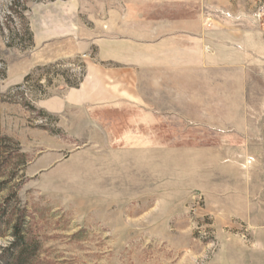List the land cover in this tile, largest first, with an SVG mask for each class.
I'll return each mask as SVG.
<instances>
[{"label":"rangeland","instance_id":"obj_1","mask_svg":"<svg viewBox=\"0 0 264 264\" xmlns=\"http://www.w3.org/2000/svg\"><path fill=\"white\" fill-rule=\"evenodd\" d=\"M70 1L0 0V260L11 263L1 256L20 224L36 247L27 264H262L264 79L238 77L222 46L189 63L197 54L172 38L173 52L141 47L120 101L48 113L39 101L79 89L90 68L132 66L93 47L10 86L11 66L32 52V7ZM183 1L170 0L177 25ZM75 2L78 20L98 23L103 0ZM261 5L203 0L206 39L252 24L264 41ZM206 8L230 19L209 29Z\"/></svg>","mask_w":264,"mask_h":264},{"label":"crops","instance_id":"obj_2","mask_svg":"<svg viewBox=\"0 0 264 264\" xmlns=\"http://www.w3.org/2000/svg\"><path fill=\"white\" fill-rule=\"evenodd\" d=\"M182 3L184 13L179 17L178 25L176 20L171 21L170 0H103L100 20L94 26L78 20L80 7L75 0L36 5L30 12L29 36L24 43V48L32 52L11 66L9 84H20L37 68L89 55L96 47L100 61L132 62V66L126 69L90 68L79 89H68L61 95L41 100L40 108L57 114L68 107L91 104L107 97L120 101L125 85L132 78L131 73L140 62L141 47L155 53L160 45L171 42L170 52H173L172 38L181 37L186 42L185 53L197 54L194 59L190 58L193 61L189 59V63L205 62L206 45L210 49L222 46L225 62L235 64L238 77L264 79V67L254 66L258 62L264 66V41L257 40L252 24L239 26L232 30V35L228 31L217 32L220 42L211 43L202 26L203 0H184ZM161 8H166L167 13L157 14ZM259 254L261 256L256 259L264 264V246Z\"/></svg>","mask_w":264,"mask_h":264},{"label":"trees","instance_id":"obj_3","mask_svg":"<svg viewBox=\"0 0 264 264\" xmlns=\"http://www.w3.org/2000/svg\"><path fill=\"white\" fill-rule=\"evenodd\" d=\"M29 77L30 76H27V78ZM79 85L80 84H76V87H79ZM23 228V225L20 224L14 226V242L10 248L4 251V255L1 256L3 259H5V256H9L10 260H12L10 263L8 259H5L4 261H7L6 264H27L36 255V247L34 246V243L28 239ZM0 264L5 263L0 260Z\"/></svg>","mask_w":264,"mask_h":264},{"label":"built area","instance_id":"obj_4","mask_svg":"<svg viewBox=\"0 0 264 264\" xmlns=\"http://www.w3.org/2000/svg\"><path fill=\"white\" fill-rule=\"evenodd\" d=\"M205 10H206L205 11V25L209 29L214 28L215 27L214 23L217 21L221 13L220 11L216 12L208 8H206ZM221 15H223V17L226 19H230L229 15L226 13H222ZM256 16H257V20L259 19V24L264 25V5H261L259 7Z\"/></svg>","mask_w":264,"mask_h":264}]
</instances>
